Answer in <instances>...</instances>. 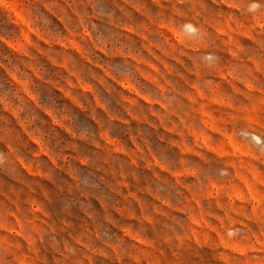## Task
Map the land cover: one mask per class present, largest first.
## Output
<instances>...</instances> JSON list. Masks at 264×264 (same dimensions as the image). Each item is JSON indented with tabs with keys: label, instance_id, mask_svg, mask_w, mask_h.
Segmentation results:
<instances>
[{
	"label": "rangeland",
	"instance_id": "374dc122",
	"mask_svg": "<svg viewBox=\"0 0 264 264\" xmlns=\"http://www.w3.org/2000/svg\"><path fill=\"white\" fill-rule=\"evenodd\" d=\"M0 264H264V0H0Z\"/></svg>",
	"mask_w": 264,
	"mask_h": 264
}]
</instances>
